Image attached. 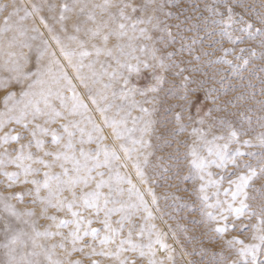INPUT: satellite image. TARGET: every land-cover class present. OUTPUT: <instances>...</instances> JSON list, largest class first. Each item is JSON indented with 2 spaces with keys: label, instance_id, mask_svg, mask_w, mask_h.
Returning <instances> with one entry per match:
<instances>
[{
  "label": "snow or ice",
  "instance_id": "6c2138e0",
  "mask_svg": "<svg viewBox=\"0 0 264 264\" xmlns=\"http://www.w3.org/2000/svg\"><path fill=\"white\" fill-rule=\"evenodd\" d=\"M167 3L175 4L176 0H167ZM49 7L55 9L56 5ZM95 7L100 8L102 14H107L106 19L97 21L96 14L89 13L88 19L96 21L95 27L85 28L76 22L73 24L76 34H68L65 39L60 35H52L51 39L59 47V56L49 41L43 40V48L37 49L38 61L47 55L50 58L49 63L46 66H38L35 72L25 75L24 79L33 77L31 83L21 92V98L12 109L0 113V132H3V135H0L2 149L0 175L6 178L8 188L21 183L34 185L36 198L31 203L39 201L43 205L41 217L53 222L47 225L44 231H40L37 220L33 219L36 216L35 209L21 211L11 203L13 199L23 202L25 195H33V189L9 193L7 196L0 195V207L4 213L0 215L2 224L0 236L3 237L0 240V249L3 250L5 257L0 260V264H43L40 257H44L47 264H85L82 259H72L73 254L77 252L89 258L115 257L119 264H136V261L125 253L137 254L139 258L147 257L148 264H167V261H173L172 253L175 250L167 243L169 233L151 223L157 217L145 199V192L137 188L130 176L121 175L117 170L119 167L128 166L126 163L117 164L121 160L120 151L128 160H132L133 154L141 153L143 149L152 146L148 137L156 131L154 127L156 120L153 117L157 111L155 107L157 97L152 96L149 101L148 93H159L162 90L163 85L168 82L164 72L178 69L174 75L181 76L186 69L180 66L182 61L174 58L178 53L185 51L191 54L194 45L203 42L199 35L188 38L183 36V32L195 30L199 33L203 30L209 38L218 36L220 39L215 43L221 45L219 50L223 55L209 63L228 65L241 81L246 79L243 73L248 70L253 58L264 60V51L258 54L256 49L251 47H242L237 54L236 45L245 43L246 40H256L257 37L260 38L258 41L260 47L264 49V10L257 11L256 5L250 6L244 3V0L205 2L200 13V23L189 27L184 25L186 21L192 20V17L187 16L180 21L178 15L165 11V3H158L157 0H145L139 5L129 2L114 4L111 0H104L103 4ZM237 7L243 11L237 12L235 10ZM6 8L7 5L4 6V9ZM31 8V11L23 8L25 15L20 16L22 9L14 7L3 17V23L0 25V55L5 57L3 64L5 68L13 66L9 68L10 71H15L18 67L15 60L18 54L12 49L17 44L20 47L31 48L30 43L19 39L28 37V29L22 22L38 14L42 6L33 4ZM112 8L116 11H111ZM260 8L264 9V0H260ZM128 9L141 15L133 16L129 14ZM194 10L199 11L200 5H196ZM75 11V4L61 5L59 21L61 31L64 33H68V27L63 22L69 19L65 13ZM84 11V7L79 9L80 13ZM203 12H207L208 16H204ZM159 13H163L164 18ZM253 14L254 20L248 18ZM173 16L179 21L175 25L167 22V19ZM15 17L18 19H14ZM39 18L49 33L54 32L44 16ZM257 24L260 27H257ZM173 27L178 30L175 34L172 31ZM31 30L36 35L28 37L30 40L42 38L44 35L39 27L34 26ZM9 32L13 35L4 41L2 38ZM81 32L86 36L90 33V38L80 39L77 34ZM152 32H158L160 35L153 36ZM112 36L118 40L127 37L128 42L108 47ZM178 36L180 47L177 51H162V48L156 46L160 44L163 49H167L177 43ZM96 37L102 38L103 46L92 43L89 48L90 39ZM140 39L151 43L140 45L133 43ZM188 39L191 42L185 44L183 41ZM225 41L233 46L224 47ZM138 52L140 55H137ZM204 55L208 53L205 52ZM60 56L75 70V78L87 89L91 104L101 115V122H97L92 115L93 110L77 91V84L68 74ZM101 56L114 60L115 67L108 60L101 61ZM229 56L233 59H228ZM195 59L200 60L201 57L197 55ZM98 64L99 71L96 68ZM54 65L58 66L56 71L53 70ZM142 67L162 71H154V82L147 88L139 89L132 84L131 77L133 73L139 75ZM85 69H88V72H85ZM219 71L223 72L224 69ZM260 71L264 72V67ZM104 77H108L107 82L104 81ZM15 79L23 83L19 76ZM189 79L190 77H184L182 87L185 89ZM220 83H224V78ZM0 84L7 87L6 80H0ZM248 86L253 87L251 82ZM240 87L244 85L241 84ZM210 91L214 92L216 89ZM224 91L227 92L228 89L225 88ZM67 92L71 95H67ZM261 94L264 95V88L261 89ZM137 95L146 99L137 100ZM251 95L254 98L256 94L253 92ZM15 96L16 93H10L6 103L7 99H13ZM207 98L214 101L217 99L211 95ZM235 99H245V96L240 94ZM56 101L59 102V106ZM147 103H152L153 106L146 107ZM258 103L264 110V101ZM137 109L138 115L134 114ZM213 110L221 112L224 108L220 105L215 109L209 108L205 116L212 117ZM241 117L251 125L250 116L241 113ZM189 119L191 120V117ZM257 119L264 128V116ZM175 120L178 126L173 130V135L188 132V125L182 122L180 113L175 114ZM13 122L21 125L24 131L17 132L12 128L4 132V128ZM196 123L199 126L192 127L189 133L192 142L188 144L185 141L188 148L185 158L192 170V177L200 181L197 192L201 202L200 212L204 219L196 223L214 224L210 231L221 238L229 230L240 231L242 234L246 231L251 233L250 237L241 238L237 235L226 239L225 244L231 250V258L221 252L220 260L215 261V264H264V186L260 189L254 188L255 181L264 180V132L256 136L254 143L252 139H242L247 132L243 128L238 129L226 116L212 117L211 121L200 117ZM53 124H59V128L49 126ZM206 124L207 127H204ZM106 128L111 129V136L114 141H119L118 145L105 143L108 140V136L105 135ZM214 128L222 131L217 134L213 132ZM48 136L51 137V143L57 146L55 150L45 147L48 143L45 137ZM12 142L18 147H8ZM92 143L97 144L95 149L84 147ZM234 144L238 147L233 148ZM33 146L42 155L34 153ZM244 147L259 148L260 151H244L242 150ZM45 157L53 159L48 160ZM251 160H255V163ZM144 163L147 164V156ZM37 164L43 167H36ZM9 166H15L17 170L8 171ZM57 166L61 169L60 172L53 171ZM134 166L141 182L148 183L138 156ZM213 168L220 169L221 172H213ZM41 172L42 180L36 178ZM225 182L227 187L224 186ZM125 183L130 185L127 190L121 187ZM106 188L108 191H105ZM250 189L260 193L258 204L249 202L257 199L250 193ZM42 190H47V195H41ZM66 192L70 195L66 196ZM147 193L152 196V206L159 211L158 198L154 190L149 187ZM49 208L67 215L61 218L56 214H49ZM141 211L146 215L142 217L143 223L136 231L137 225L131 221L132 217ZM117 213L120 214V219L115 222L117 226L113 227L111 218ZM159 218L163 219V214ZM241 220H247L248 223H238ZM95 223H100L102 227H93ZM53 227L57 230L53 231ZM62 229H68L67 234ZM134 235L139 239H134ZM172 235L175 236V233ZM55 236L62 239L58 244L50 246L40 239ZM89 236L92 238L91 241H86ZM57 247L64 249L66 259H53ZM161 250L165 253L164 256L158 255ZM216 255L213 253L214 258ZM91 264L101 262L92 260ZM210 264L213 262L210 261Z\"/></svg>",
  "mask_w": 264,
  "mask_h": 264
},
{
  "label": "rangeland",
  "instance_id": "374dc122",
  "mask_svg": "<svg viewBox=\"0 0 264 264\" xmlns=\"http://www.w3.org/2000/svg\"><path fill=\"white\" fill-rule=\"evenodd\" d=\"M114 4H122L123 2H129L134 5H139L144 3L145 0H111ZM158 3H165V11H170L179 16V20L183 21L185 17L190 16L192 20L186 21L184 27L192 26L193 24L200 23V13L203 11V5L205 2L211 3L212 0H176L175 4L167 3V0H157ZM68 3L70 5L75 4L76 11L65 13L69 17L68 20L63 23L68 27V33L61 31V22L59 21V16L61 12V5ZM104 0H0V9H4V6L7 5V8L3 11H0V25L3 23V17L7 16L14 7H19L22 10L19 15H25L23 8H27L29 11L32 10L31 6L33 4L42 6L41 11L38 14H34L29 17L27 20L22 23L28 29V37L36 35L31 29L39 27L40 31L43 32L42 38H37L35 40H30L28 37H20L21 41H26L31 44V48L20 47L19 44L15 46L12 51H15L18 55L15 57V60L18 62L17 70L10 71L9 68L13 67L9 65V68L3 66L5 57L0 55V80L7 81V87L0 84V113H4L9 109L13 108L16 101L21 98V92L27 87L33 77H28L24 79L25 75L31 72H35L38 66H46L49 63V56L45 55L43 60L38 61V51L37 49L43 48V40H48L52 45V48L57 51L59 56V47L51 39L52 35H60L62 39H65L68 34H76L74 32L73 24L78 22L81 23L82 27L93 28L96 26V21L88 19L89 13H95L97 21L107 18V14H102L101 9L95 7V5L103 4ZM244 3L248 5H256L257 11H262L264 9L260 8V0H244ZM50 5H56L55 9H51ZM200 5V10L195 11V6ZM84 7V13H80L79 9ZM237 12L243 11V9L237 7L235 9ZM111 11L115 12L116 9L112 8ZM129 14L133 16H139L141 13L136 12L132 13L131 9L127 10ZM162 18L163 13H159ZM204 16H208L207 12H203ZM40 16H44L48 23L53 27L54 32L49 33L45 28L44 24L40 20ZM248 18L255 19L254 14L250 15ZM14 19H18L15 17ZM167 22L169 24L175 25L179 21L175 16L168 18ZM260 27L259 24L256 25ZM173 33L175 34L178 30L173 27ZM13 35L12 32H9L4 35L2 38L6 41ZM80 39H89L90 33L88 36L84 32L79 34ZM138 35V33H137ZM153 36H158L160 33L152 32ZM199 35L203 38L202 43H197L194 45V50L191 54L187 51L184 53H178L174 58L176 60L182 61L181 67L185 68L186 71L181 76H175L174 72L178 69H172L170 71L164 72L163 74L167 77V83L162 87V90L159 93H148L147 99L151 101L152 96H156L155 107L157 109L153 119L156 120L155 129L156 131L151 134L148 139L151 140L152 146L147 149H143L141 153L133 154L132 160H128L124 153L120 151L121 160L117 162L126 163L128 166L126 168L119 167L117 170L121 175L130 176L133 183L139 188L142 192H145V199L149 202V206L152 207L154 215L157 217L151 223H155L159 229H163L165 232H168L167 243H169L173 248L174 252L172 253L174 260L167 261V264H210V261L215 264V261L220 260L219 254L224 253L225 256L231 258V250L227 248L225 244L226 239H230L232 236L240 235L241 238L250 237V232L246 231L243 234L240 231H231L224 235L223 238L218 236L215 232H211L210 229L214 227V224L209 223H196V221H202L204 217L200 212L201 202L198 198L197 189L199 187L200 181L198 179H193L192 170L188 165V160L185 158V153L188 151L185 141L188 144L192 142V137L189 135L191 128L194 126H199L196 121L200 117H205L206 120L211 121L212 117L216 116H226L227 119L231 120L233 124L239 129L243 128L247 135L242 137V139H252L256 143V136L264 132V128L260 126L258 122V117L264 116V110H262L261 104L258 101H264V95L261 94V89L264 88V72L260 71L264 67V60L261 59H252V62L248 66V70L243 73L246 77L245 80L241 81L240 78L232 73L229 66L226 64L220 63H209L210 61H215L217 57L223 55L219 50L221 45L215 43L216 40L220 39L218 36H213L211 38L205 35V32L201 30L197 33L195 30L183 32L184 37L192 38ZM259 37L256 40H246L245 43L236 45L237 54H239V49L242 47H251L255 48L259 54L261 51H264L258 43ZM128 38L124 37L118 40L115 36L110 37L108 42V47H114L118 43H127ZM185 44L190 43L191 40H184ZM95 43L99 46H103V40L101 37H96L90 39L89 48L91 44ZM133 43L140 45L143 43H151L150 41H144L143 39L135 40ZM157 47L162 48V51H177L180 47V37H177V43L169 46L167 49H163V46L160 44L156 45ZM224 47H232L233 45L227 43L223 44ZM75 47V45H73ZM207 52L208 55H204ZM22 53V55H20ZM137 55H140L138 52ZM199 55L200 60H196L195 57ZM247 56L248 53H245ZM61 62L65 65V69L68 74L73 77V82L77 84V91L83 96L84 100L89 104V107L93 110L92 115L96 118L97 122H101L102 118L99 112L95 110V106L91 104V101L88 96L87 89L79 83L75 78V70L67 65V62L62 56H60ZM228 59H233L232 56H229ZM101 61L108 60L115 67V61L111 60L106 56L100 57ZM87 62V61H86ZM190 62V63H189ZM58 66H53V70L56 71ZM97 71L100 70V65H96ZM193 69H196L195 71ZM224 69L223 72L219 71ZM162 71L159 69L152 68H143L139 75L133 73L131 77V82L133 85H136L139 89H144L150 86L153 82V72ZM85 72H88V69H85ZM19 76L23 83L17 82L15 77ZM190 77L187 81V89L182 87L184 82V77ZM224 78V83L221 84L220 80ZM108 77H104V81L107 82ZM249 82L253 87H249ZM243 84L244 87H240ZM100 87V85H96ZM215 88L216 91L211 92L210 90ZM227 88L228 91L225 92L224 89ZM16 93L15 98L7 99L10 93ZM255 93V97H252V93ZM185 93H187V98L185 99ZM71 95L70 92L66 93ZM243 94L245 99L236 100L235 98ZM211 95L217 99L212 100L207 97ZM137 100H145L146 97L137 95ZM118 103L120 101H117ZM59 106V102L56 101ZM217 105H220L224 108V111L216 112L213 110L212 117H206L209 108L215 109ZM146 107L151 108L152 103L145 104ZM180 113L182 115V122L188 125V132L181 133L179 135H173V130L177 128V123L175 120V114ZM241 113L250 116L252 118V123L249 125L247 121L242 120ZM134 114H139L138 109ZM191 117V120L189 119ZM42 122V121H38ZM50 127L59 128V124L49 125ZM90 127V126H89ZM207 127V124L204 125ZM15 128L17 132H23L24 129L21 125H17L14 122L9 124L4 128V132L9 131L10 129ZM222 131L219 128H214L213 132L219 134ZM0 135H3V132H0ZM105 135L108 136V140L105 141L107 144H119V141H114L111 136V129H105ZM48 143L45 147L49 150H55L56 145L51 143V137H45ZM26 142V141H21ZM8 147L16 148L18 145L15 142H12ZM86 148L95 149L97 147L96 143L90 145H84ZM233 148L238 147V145H232ZM2 150V149H0ZM244 151H253L259 152V148H247L244 147ZM32 151L38 155H42L38 149L33 146ZM119 151V149H118ZM151 153V155H148ZM137 156L141 164V168L145 173V178L148 183H142L141 178L137 175L136 168L134 166ZM147 156V164L144 163V158ZM163 157V159H161ZM45 159L51 160L52 157H45ZM244 159H250L249 157H244ZM252 163H255V160H251ZM36 167H43V165H35ZM15 166H9L8 171H16ZM47 170V169H45ZM231 170V169H230ZM55 172H60L61 169L59 166L53 169ZM105 171H108L105 169ZM213 172H221L220 169L213 168ZM37 179H43V172L37 175ZM225 187L227 183L225 182ZM264 186V180H257L254 183L255 189H260ZM34 185L32 184H16L12 188L7 187V180L5 177L0 175V195L7 196L9 193H18L21 191L26 192L28 189H33V195H25L23 202H20L18 199H13L11 203L16 205L18 210L24 211L26 209H35L36 216L33 219L37 220V225L40 231H44L47 225L52 224L51 220H47L41 217V212L43 205L37 201L33 204L35 197ZM121 187L127 188L130 187L128 184H122ZM151 187L156 197L158 198L159 211L152 206V196L147 193V188ZM105 191H108L106 188ZM250 193L255 196L257 199L255 201H249L253 204H258L260 202V193L254 189L249 190ZM41 195H47V190H42ZM66 196H69V193H65ZM167 197V198H166ZM135 200V197H133ZM124 200H127V191L125 192ZM3 209L0 207V215H3ZM49 214H56L61 218H64L67 214L64 212H57L54 208H49ZM163 214V219L159 217ZM146 215L142 211L132 217L131 223L137 225L136 231L139 230V225L143 223L142 217ZM103 218L101 214V219ZM113 227H116V221L120 219V214L117 213L112 216ZM255 220L253 219L252 223ZM238 223H248L247 220H241ZM23 226V225H20ZM96 228H101L100 223H95L92 225ZM170 226V227H169ZM2 227V224H0ZM53 231L57 229L53 227ZM30 231V229H29ZM62 231L67 234L68 229H62ZM175 233V236L172 233ZM103 232H101V236ZM124 235H127V229L124 231ZM3 237L0 236V240ZM41 242L48 244H58L62 239L60 236L55 237H41ZM91 237H87L86 241H91ZM134 239H139L134 235ZM146 242V237L145 241ZM97 249L99 250V241L97 240ZM69 247H71L69 243ZM114 247V246H113ZM87 251V249H86ZM56 256L53 259H66L64 249L57 247L55 249ZM213 253L217 254L215 258ZM125 255L131 256L133 260L136 261V264H148V258H139L137 254L134 253H125ZM159 256H164L165 253L161 250L158 254ZM5 257L3 255V250L0 249V260H3ZM43 264H47V261L44 257H40ZM72 259H82L85 264H91L92 260H99L101 264H119L118 260L115 257H86L83 253L77 252L74 253Z\"/></svg>",
  "mask_w": 264,
  "mask_h": 264
}]
</instances>
